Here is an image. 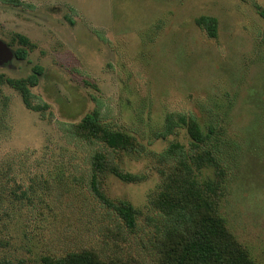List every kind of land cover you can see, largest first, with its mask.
I'll return each mask as SVG.
<instances>
[{
  "label": "rangeland",
  "instance_id": "374dc122",
  "mask_svg": "<svg viewBox=\"0 0 264 264\" xmlns=\"http://www.w3.org/2000/svg\"><path fill=\"white\" fill-rule=\"evenodd\" d=\"M0 0V39H29L27 59L0 74L24 78L42 67L27 109L17 92L0 96V259L41 264L92 248L102 257L152 264L158 216L149 205L162 169L154 154L186 144L183 127L156 138L169 114L202 123L217 113L233 144L219 213L256 264H264V0ZM217 20L209 38L195 20ZM97 111L104 123L133 134L147 153L110 152L141 183L112 175L98 186L139 211L128 232L92 191L88 156L67 128ZM164 169V168H163ZM200 181L213 179L202 170ZM120 221V222H119ZM121 223V225H120Z\"/></svg>",
  "mask_w": 264,
  "mask_h": 264
},
{
  "label": "trees",
  "instance_id": "16d2710c",
  "mask_svg": "<svg viewBox=\"0 0 264 264\" xmlns=\"http://www.w3.org/2000/svg\"><path fill=\"white\" fill-rule=\"evenodd\" d=\"M2 1L13 6H27L20 0ZM260 15L264 17L262 13ZM195 24L209 38H216L215 18L201 16ZM15 41L21 46L14 51L15 58L26 60L33 45L20 34L11 37V43ZM31 71L27 77L18 79L0 74V96L2 87L8 86L19 94L27 109L40 111L45 105L32 104L31 89L38 85L43 69L35 65ZM180 127L186 131V144L170 143L160 154H154L162 169L158 170L160 184L149 195V205L156 212L159 223L152 236V264H256L219 213L224 177L232 169L230 158L233 160L234 155L228 151L230 147L234 150L233 144L223 139L219 115L213 113L206 123H202L194 115L169 114L156 138L166 140ZM67 130L76 141L91 147L88 159L93 194L101 205L121 219L128 232H132L136 228L139 211L127 201L108 198L100 190L98 179L109 174L123 183L145 181V175L125 171L110 155V152L137 156L149 154L145 146L133 134L104 123L97 111L85 114L79 122L70 124ZM209 168L213 169V179L200 181L198 174ZM40 263L134 264V261L119 257L104 258L94 249L85 248L57 257L44 256ZM0 264L12 262L2 258Z\"/></svg>",
  "mask_w": 264,
  "mask_h": 264
},
{
  "label": "water",
  "instance_id": "95a60500",
  "mask_svg": "<svg viewBox=\"0 0 264 264\" xmlns=\"http://www.w3.org/2000/svg\"><path fill=\"white\" fill-rule=\"evenodd\" d=\"M15 57L8 45L0 39V66L8 64Z\"/></svg>",
  "mask_w": 264,
  "mask_h": 264
}]
</instances>
